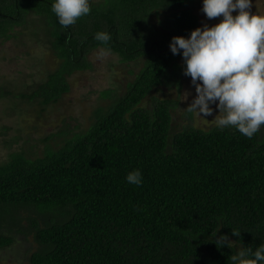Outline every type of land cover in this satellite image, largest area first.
I'll list each match as a JSON object with an SVG mask.
<instances>
[{
    "label": "trees",
    "instance_id": "obj_1",
    "mask_svg": "<svg viewBox=\"0 0 264 264\" xmlns=\"http://www.w3.org/2000/svg\"><path fill=\"white\" fill-rule=\"evenodd\" d=\"M55 2L0 0V43L27 33L57 59L31 89L0 84L1 97L43 107L97 45L141 63L86 128L41 155L21 149L0 161V247L30 231L31 264H232L240 248L264 245V125L251 139L234 126L171 130V100L140 104L172 74V37L197 26L191 0H89L90 13L70 28L52 12ZM162 11L167 22L157 28L151 15ZM100 31L108 44L94 39ZM137 169L139 186L126 180ZM218 229L233 248H217Z\"/></svg>",
    "mask_w": 264,
    "mask_h": 264
},
{
    "label": "rangeland",
    "instance_id": "obj_2",
    "mask_svg": "<svg viewBox=\"0 0 264 264\" xmlns=\"http://www.w3.org/2000/svg\"><path fill=\"white\" fill-rule=\"evenodd\" d=\"M189 7L197 16L196 27H202L204 23L211 26L222 19L220 17L208 20L202 11L203 0H191ZM250 11L264 15V0H252ZM236 14L233 12V15ZM167 15V11L152 14L151 21L157 28H162L167 22ZM28 25L29 22L25 27L29 28ZM101 49H105L107 53L102 59L98 55ZM86 61L88 66L72 70L68 75L67 90L43 107L34 101H21L19 96H0V161L9 152L21 149L32 157L41 155L44 148L61 144L65 135L69 136L86 128L94 118V111L109 103L111 93L120 92L133 77L141 63V57L121 60L115 52L97 45L88 49ZM56 62L57 59L42 46L41 41L34 40L27 33L23 38L8 37L0 43V84L13 93L26 91L43 79L45 71L53 68ZM184 67L182 55H177L169 68L172 74L162 78L151 88L140 104L147 107L154 98H167L172 103L171 130L185 125L207 129L215 125L214 118L219 109L215 104L211 105V116L186 112L185 108L196 93L191 77L183 73ZM105 89L110 94L102 92ZM34 217L37 218L38 215L35 214ZM26 221L22 217L21 222L24 225ZM13 236L11 243L0 247V263L31 264L28 255L36 246L31 232L24 235L14 233Z\"/></svg>",
    "mask_w": 264,
    "mask_h": 264
},
{
    "label": "clouds",
    "instance_id": "obj_3",
    "mask_svg": "<svg viewBox=\"0 0 264 264\" xmlns=\"http://www.w3.org/2000/svg\"><path fill=\"white\" fill-rule=\"evenodd\" d=\"M251 8L252 0H203L207 19L222 17L220 22L204 23L188 37L173 36L169 45L173 55H182L183 73L195 87L196 95L186 112L211 116L215 104L222 114L215 116V125L234 126L249 139L264 125V15L251 13ZM51 10L64 28L91 11L89 0H56ZM94 39L106 45L112 37L100 31ZM106 54L101 49L98 55L102 59ZM126 180L141 185V172H130ZM219 229L212 234L217 248H233L234 240L227 234L217 237ZM232 235L240 237L241 231L233 228ZM230 260L232 264H264V245L254 251L240 248Z\"/></svg>",
    "mask_w": 264,
    "mask_h": 264
}]
</instances>
